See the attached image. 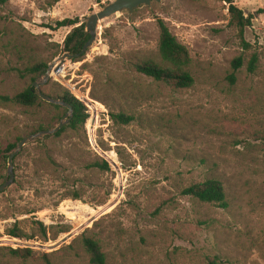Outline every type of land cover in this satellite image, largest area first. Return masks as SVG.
Instances as JSON below:
<instances>
[{
	"label": "rangeland",
	"instance_id": "1",
	"mask_svg": "<svg viewBox=\"0 0 264 264\" xmlns=\"http://www.w3.org/2000/svg\"><path fill=\"white\" fill-rule=\"evenodd\" d=\"M114 1L60 0L49 7L48 0H11L0 6V98L13 97L29 86L27 68L47 64L49 74L59 65L72 28H58V22L87 23ZM233 1L245 16L254 17L244 33L248 49L231 23L226 2L162 0L102 20L82 60L67 59L62 73L49 77L43 85L48 92L64 88L80 100L88 97L96 102L95 138L123 171V196L110 214L57 251L33 249V257L24 261L9 258L0 247V264H91L83 246L86 238L100 242L107 264H207L209 259L264 264V13H259L264 0ZM158 20H164L189 50L186 70L194 78L190 88L176 89L134 69L139 62H161ZM253 56L258 62L251 73ZM239 57L243 66L234 71L233 62ZM28 112L0 101L2 151L16 142L23 122H33L25 115ZM110 112H124L135 120L118 126ZM45 114L47 124L50 113ZM90 114L92 118L91 110ZM43 138L28 142L13 166L8 162L3 171L4 183L10 180V168L15 179L0 193V241L12 239L6 233L16 220L35 218L48 228L58 226L48 231L50 237L62 226L75 230L102 208L89 200L52 205L57 197L50 199V193L61 183L39 177L33 165L36 143ZM113 171L114 175L85 177L91 188L103 181L111 184L110 202L119 192L118 174ZM212 178L224 185L227 209L181 195L186 187ZM165 201L169 203L163 205ZM26 210L35 213L28 215ZM23 227L33 233L29 224Z\"/></svg>",
	"mask_w": 264,
	"mask_h": 264
},
{
	"label": "trees",
	"instance_id": "2",
	"mask_svg": "<svg viewBox=\"0 0 264 264\" xmlns=\"http://www.w3.org/2000/svg\"><path fill=\"white\" fill-rule=\"evenodd\" d=\"M11 0H0V6L8 4ZM229 5V13L231 15V23L235 25L240 32V38L246 49L250 45L244 38L246 28L251 27L253 16H245L233 0H221ZM60 0H48L49 7H53ZM264 13V8L259 11ZM160 29L159 38V55L161 62L152 60L143 61L134 64V69L137 73L153 79L156 82H163L175 87L176 89H187L193 86L194 78L186 70L191 58L189 50L181 44L177 38L171 33L164 20H158ZM58 28H72L64 41L63 53L74 56L73 61H81L82 57L77 58L81 54L84 46L88 43L91 36L86 31L87 23H81L79 19H65L57 23ZM258 57L253 56L250 62L249 71L253 73L256 69ZM243 66L242 57L237 58L233 62L234 71H238ZM47 64L33 65L26 69V74L30 76V84L23 91L17 93L13 97L3 96L0 101L6 105H16L30 112L25 115L33 120L32 123L23 122L21 134L17 136L15 143L8 145L7 149H0L1 169H0V186L4 184L5 176L3 171L6 169L9 157L13 154L19 143L27 137L38 135L42 132L56 128L62 120L69 114L68 108L58 104H51L44 101L38 90L34 87V83L40 81L47 73ZM46 85L41 87V92L54 99L67 104L72 108V114L68 117V122L64 127L54 135H47L41 140H38L35 148V158L33 165L36 175L39 177H50L51 181L61 183L59 190H54L50 193V199L57 197V200L51 202L54 207H59L66 200L82 201L90 203L95 208L103 207L110 202L112 196L111 184L108 186L105 182H99L92 188L90 182L85 181L88 175H96L98 177L107 174H115L113 168L104 158L99 156L90 146L88 139V122L91 119L89 108L70 91L59 88L55 92H48ZM47 110V111H44ZM42 111L43 115H42ZM50 113V121L45 124L46 114ZM109 116L114 124L118 126H129L134 122V116L124 112H110ZM50 143V146L48 145ZM100 147L106 151L105 144L99 143ZM85 146V148H84ZM118 155L122 162V167L127 170L128 165L122 158V152L118 147ZM5 155V156H4ZM9 155V156H7ZM60 157V158H59ZM69 163L70 167L65 166ZM80 172V176L76 174ZM83 175V176H81ZM56 195V196H54ZM182 196L192 197L202 203L215 204L220 208L227 209L229 201L223 183L212 178L204 182L195 183L186 187L182 192ZM169 202H163L167 205ZM158 208L156 213L161 211ZM35 213L33 210H26V214ZM29 224L33 233L29 234L24 230V225ZM58 226L48 228L43 222L34 219L16 220L14 224L7 230L6 235L12 239L38 241L43 244L49 241H58L62 234H68L72 228L61 227L57 232ZM83 246L90 258L91 264H107V257L99 241L91 238H86L83 241ZM11 259L29 260L33 257L34 250L26 248L4 247ZM207 264H221L217 259H209Z\"/></svg>",
	"mask_w": 264,
	"mask_h": 264
},
{
	"label": "water",
	"instance_id": "3",
	"mask_svg": "<svg viewBox=\"0 0 264 264\" xmlns=\"http://www.w3.org/2000/svg\"><path fill=\"white\" fill-rule=\"evenodd\" d=\"M162 0H115L114 2L110 3L108 6L103 8L97 13H94L92 16L88 18L87 22V28L86 31L90 34L91 38L88 41V43L84 46L82 52L80 55L77 56H84L87 52V50L92 46V44L95 42L97 38V31H98V26L99 23L102 20H105L113 15H116L118 13L122 12H129L130 14L134 13L136 10L142 8V7H149L154 3H161ZM74 56L65 54L61 59L60 63L58 65L59 69L60 67L64 66V63L67 59H73ZM51 72V71H50ZM50 77V73L46 74L44 81L40 83H34V87L38 90L40 97L51 104H58L61 105L65 108H68L69 114L65 116V118L62 120V122L54 129L42 132L38 135H33L30 137L25 138L22 140L19 145L17 150L11 154L9 157V166H13V161L14 158L19 154L22 148H24L28 142H30L33 138L35 137H40V136H47V135H54L57 132H59L64 125L68 122V117L71 116L72 114V108L69 107L67 104L55 101L54 99L44 95L41 92V87L48 81ZM81 101L91 110L92 113V118L90 121V125L88 126V131H89V141L91 143L92 148L101 156L103 157L109 164L116 170L118 174V180H119V192L117 196L109 202L107 205L103 206L90 220L85 222L84 224L80 225L78 228L70 232L69 234L65 235L62 239H60L58 242H56L53 245H44V244H39V243H28V242H22L21 240L18 239H8V240H2L0 241V247H13V248H26V249H34V250H41L44 252H54L63 247L65 244H67L69 241L80 235L83 231H85L88 226L93 224L94 222L98 221L99 219L103 218L104 216L110 214L119 204L121 201V198L123 196V191H124V175L123 171L120 168L118 162L112 158V156L106 152H104L98 145L96 138H95V126L97 124L98 120V108L96 105V102L93 101L92 99L88 97H83ZM9 176L10 180L8 182H5L3 185L0 186V193L4 192L7 188H9L13 183H14V173L12 172V168L9 169Z\"/></svg>",
	"mask_w": 264,
	"mask_h": 264
},
{
	"label": "built area",
	"instance_id": "4",
	"mask_svg": "<svg viewBox=\"0 0 264 264\" xmlns=\"http://www.w3.org/2000/svg\"><path fill=\"white\" fill-rule=\"evenodd\" d=\"M62 72H61V69H59L58 65L55 66V68L50 72V76L51 75H60Z\"/></svg>",
	"mask_w": 264,
	"mask_h": 264
},
{
	"label": "bare ground",
	"instance_id": "5",
	"mask_svg": "<svg viewBox=\"0 0 264 264\" xmlns=\"http://www.w3.org/2000/svg\"><path fill=\"white\" fill-rule=\"evenodd\" d=\"M63 67H64V66L60 67V68H61V70L63 69ZM98 107H99V105H98ZM88 126H89V125H88ZM70 212H71V210H70ZM94 212H95V211H94ZM72 216H73V215H72Z\"/></svg>",
	"mask_w": 264,
	"mask_h": 264
}]
</instances>
